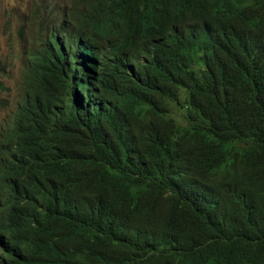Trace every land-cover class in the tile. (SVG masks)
I'll list each match as a JSON object with an SVG mask.
<instances>
[{
	"label": "trees",
	"instance_id": "trees-1",
	"mask_svg": "<svg viewBox=\"0 0 264 264\" xmlns=\"http://www.w3.org/2000/svg\"><path fill=\"white\" fill-rule=\"evenodd\" d=\"M67 6L0 123V264H264V0Z\"/></svg>",
	"mask_w": 264,
	"mask_h": 264
},
{
	"label": "rangeland",
	"instance_id": "rangeland-1",
	"mask_svg": "<svg viewBox=\"0 0 264 264\" xmlns=\"http://www.w3.org/2000/svg\"><path fill=\"white\" fill-rule=\"evenodd\" d=\"M57 1L62 0H0V123L15 107L28 55L37 44L40 21L51 15L49 10ZM43 86L50 92L57 89L50 76L44 79Z\"/></svg>",
	"mask_w": 264,
	"mask_h": 264
},
{
	"label": "clouds",
	"instance_id": "clouds-1",
	"mask_svg": "<svg viewBox=\"0 0 264 264\" xmlns=\"http://www.w3.org/2000/svg\"><path fill=\"white\" fill-rule=\"evenodd\" d=\"M68 2H69V0H62V1L55 2L54 5H53V7H51L50 10H49V14H51V15L47 16L46 18H42L41 19L40 26L37 28V32H36V35H35V37H36V43H37L36 44V47H35V50H34L35 52H36V50L38 48V43H39L38 42V39H39V37H44V35H45L46 31L48 30V28H50L55 22H57V20L60 19L63 11L64 10H68V6H67V3ZM36 13H38V9L36 10ZM36 15L37 14H35V16ZM44 21H45V26H42V23ZM34 51H32V52H34ZM48 76L52 77V75H47V76L43 77V80L46 79ZM74 86L76 88H78L77 87L78 86L77 82L74 83ZM58 90H59V86L57 85V89L55 91H58ZM77 93H80L78 89H77ZM13 110H12V112H13ZM17 110H15L13 112V114L11 112L10 115L12 114L11 116H13L16 113Z\"/></svg>",
	"mask_w": 264,
	"mask_h": 264
},
{
	"label": "bare ground",
	"instance_id": "bare-ground-1",
	"mask_svg": "<svg viewBox=\"0 0 264 264\" xmlns=\"http://www.w3.org/2000/svg\"><path fill=\"white\" fill-rule=\"evenodd\" d=\"M78 88H79V85H78Z\"/></svg>",
	"mask_w": 264,
	"mask_h": 264
}]
</instances>
